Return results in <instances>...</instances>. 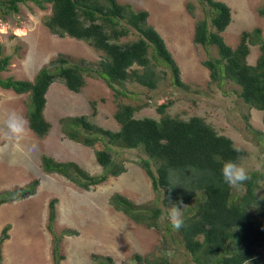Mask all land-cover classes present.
Instances as JSON below:
<instances>
[{"label": "trees", "instance_id": "16d2710c", "mask_svg": "<svg viewBox=\"0 0 264 264\" xmlns=\"http://www.w3.org/2000/svg\"><path fill=\"white\" fill-rule=\"evenodd\" d=\"M197 1L203 6L204 15L196 22L194 43L209 55L203 62L210 72L208 89H217L263 112L264 125L262 29L242 32L239 44L232 47L223 37L232 21L231 8L221 1ZM22 4H33L42 11L50 8L45 26L52 35L87 42L102 53L97 63L60 53L41 68L33 80L4 76L14 55L0 57V88L27 95L28 128L40 138L50 134L53 126L45 116L47 94L58 79L70 91L80 93L87 85L86 77L95 76L113 90L118 102L114 113L118 124L116 131L97 125L88 115L61 119V130L66 138L94 150L96 162L103 168L101 175L91 174L75 161H60L46 154L41 157L42 170L90 191L127 171L125 165L114 158L115 148L142 149L144 157H141L140 167L150 178L155 193L164 194L165 207L138 205L116 193L110 198V205L117 212L136 224L158 228L165 243L189 256L194 264H264V195L261 192L264 157L261 170L249 173L251 180L241 186L243 191L239 194L238 188H230L221 175L225 161H237L246 155L245 151L234 150L237 147L230 137L220 134L200 116L185 120L180 115H172L169 112L171 101L156 107L159 119L137 117L147 103L138 106L123 103L125 98L137 101L125 88L129 82L157 90L163 79L158 70L161 68L169 70L176 87L193 90L183 82L180 67L162 36L149 25V12L136 11L130 4H121L118 0H0L1 16L18 15ZM187 9L194 14L193 5ZM259 14L264 16V7ZM131 37L137 39L129 40ZM255 46L260 53L256 63L250 64L251 49ZM212 49L217 56L211 55ZM98 103L91 101L93 115H96ZM249 118L245 116L247 127L264 137V132L253 129ZM169 170H173L171 178ZM39 185L40 181L35 179L14 191H0V207L35 196ZM181 200L187 205L183 210L185 225L175 231L168 222L167 212ZM56 204L57 199L49 204L47 227L53 236L54 264H62L65 260L61 253L63 237L76 233L57 234ZM10 229L7 225L0 235V264H5L3 246L10 237ZM162 252L156 250L146 256L136 254L133 264H172ZM93 259L98 264H115L111 257L93 255Z\"/></svg>", "mask_w": 264, "mask_h": 264}, {"label": "rangeland", "instance_id": "374dc122", "mask_svg": "<svg viewBox=\"0 0 264 264\" xmlns=\"http://www.w3.org/2000/svg\"><path fill=\"white\" fill-rule=\"evenodd\" d=\"M118 1L130 4L136 11L149 12V25L164 37L181 68L182 78L193 89L189 92L176 87L169 70L161 68L158 70L163 79L157 90L151 91L129 82L125 88L137 101L125 98L123 103L136 106L147 103L137 117L159 119L156 107L171 101L169 112L172 115H180L185 120L192 116L204 118L220 134L230 137L237 149L246 152L239 163L248 173L261 170L264 137L247 127L245 116H250L249 123L255 131L264 132L263 113L241 100L223 95L217 89H208L209 71L202 64L209 55L194 43L195 25L204 15L203 6L197 0ZM217 1L227 3L233 11L232 24L223 34L228 45L237 47L244 31L260 28L264 35V16L259 14L264 0ZM189 5H193L194 14L188 11ZM50 14V8L42 11L33 4H22L18 15L2 17L0 13V57L14 55L4 76L33 80L40 69L60 53L89 63H97L101 59L102 53L87 42L52 35L45 26L46 16ZM135 39L137 37L129 40ZM256 48L251 49V64H255L259 55ZM215 51L212 49V56H217ZM86 80L87 85L80 93L70 91L63 81L56 80L47 94L45 110V116L53 126L50 134L40 138L30 130L27 137L19 142L5 135L4 120L10 112H16L27 120V95L0 88V149H4L0 152V191H14L35 179L41 183L35 196L0 207V234L6 225L11 226L10 237L3 249L4 263L54 264L53 236L47 226L49 204L57 199V234L65 231L76 233L63 237L61 253L65 260L62 264H95L93 254L111 257L115 264H132L134 255L146 256L156 250L162 252V249L172 264H194L189 256L176 252L165 243L158 228L136 224L110 205V198L119 193L138 205L165 207L164 194L155 193L150 178L140 167L141 157H144L142 149L115 148L114 158L123 163L127 171L90 191L78 188L60 175H49L42 170L41 157L46 154L60 161H75L93 175L103 173L94 150L69 140L61 130L62 118L81 115L90 116L101 127L118 130L114 119L118 102L113 90L95 76H87ZM93 100L99 102L96 115H93ZM237 188L241 194L243 190ZM261 192L264 195V188Z\"/></svg>", "mask_w": 264, "mask_h": 264}, {"label": "clouds", "instance_id": "9594fccd", "mask_svg": "<svg viewBox=\"0 0 264 264\" xmlns=\"http://www.w3.org/2000/svg\"><path fill=\"white\" fill-rule=\"evenodd\" d=\"M217 1V0H216ZM224 3V2H223ZM227 4V3H226ZM228 5V4H227ZM229 6V5H228ZM230 7V6H229ZM188 8V6H187ZM231 8V7H230ZM204 8H202L203 10ZM143 11V10H141ZM204 14V11H203ZM231 14H232V21H233V11L231 8ZM231 21V24H232ZM230 24V25H231ZM229 25V26H230ZM196 26V25H195ZM228 26V28H229ZM227 28V29H228ZM226 29V30H227ZM226 32V31H225ZM224 32V33H225ZM195 33V32H194ZM223 33V34H224ZM160 34V33H159ZM161 35V34H160ZM162 36V35H161ZM224 37V35H223ZM164 39V37H162ZM165 41V40H164ZM166 43V42H165ZM167 45V44H166ZM168 46V45H167ZM257 46L253 47V49H255ZM169 48V47H168ZM170 49V48H169ZM256 49L259 48L257 47ZM171 52V50H169ZM258 58V57H257ZM175 59V58H174ZM177 62V61H176ZM256 63V62H255ZM178 64V62H177ZM251 64V63H250ZM203 65V64H202ZM179 66V65H178ZM204 66V65H203ZM180 67V66H179ZM205 67V66H204ZM206 68V67H205ZM207 69V68H206ZM208 70V69H207ZM181 71V68H180ZM209 71V70H208ZM182 75V73H181ZM209 76H210V72H209ZM182 77V76H181ZM183 82L185 83L184 79L182 78ZM187 84V83H185ZM263 113V112H262ZM263 121V119H262ZM4 127H5V135L11 139H14L15 141L19 142L24 140L27 135L28 132L30 131V129L28 128V121L20 114L16 113V112H10L7 114L5 120H4ZM110 130V129H109ZM7 147V146H5ZM235 151L239 152V149H234ZM4 151V149H0V152ZM242 159V158H238ZM237 161L234 160H227L224 162V164L222 165L221 168V175L223 178V181L225 184H227L230 188H237V187H241L245 184V182L250 181L251 180V176L248 173V171ZM99 165V164H98ZM101 167V166H100ZM103 169V168H102ZM173 173V170H169V177L171 178ZM52 175V174H51ZM31 183V182H30ZM41 185V183H40ZM39 185V186H40ZM39 188V187H38ZM37 188V190H38ZM33 197V196H32ZM29 199V198H28ZM187 207V205H184L183 201H179L177 204H174L172 207L169 208L168 212H167V219L168 222L170 224V226L172 227L173 230L175 231H179L181 228L184 227L185 225V220L183 217V210ZM164 217L162 216L161 219H163ZM7 226V225H6ZM5 226V227H6ZM4 227V228H5ZM11 227V226H10ZM3 228V229H4ZM11 230V229H10ZM3 231V230H2ZM2 233V232H1ZM10 233V231H9ZM1 235V234H0ZM10 236V235H9ZM8 241V240H7ZM6 243V242H5ZM4 243V244H5ZM4 249V246H3ZM95 255V254H93ZM93 257V256H92ZM94 261V259H93ZM63 262V261H62ZM95 264H98L94 261ZM133 264V263H132Z\"/></svg>", "mask_w": 264, "mask_h": 264}]
</instances>
